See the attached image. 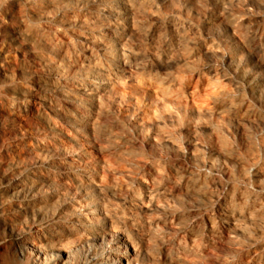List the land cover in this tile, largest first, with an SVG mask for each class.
I'll return each instance as SVG.
<instances>
[{
    "label": "rangeland",
    "instance_id": "rangeland-1",
    "mask_svg": "<svg viewBox=\"0 0 264 264\" xmlns=\"http://www.w3.org/2000/svg\"><path fill=\"white\" fill-rule=\"evenodd\" d=\"M16 2L0 0V114L14 121L0 117V159L12 160L44 116L53 131L40 138L43 160L55 181L33 221L12 195L19 166L0 172V264H34L4 228L13 216L22 217L16 229L42 221L62 234L49 245L75 264H264V182L255 177L264 106L247 89L264 86V0H131L133 9L121 0L113 6L125 30L91 45L94 59L79 44L87 6L72 9L79 18L68 26ZM38 56L65 73L44 78ZM99 69L112 83L99 105L62 103ZM77 152L95 164L83 191L62 181L59 165ZM99 230L112 235L110 248L76 242Z\"/></svg>",
    "mask_w": 264,
    "mask_h": 264
},
{
    "label": "bare ground",
    "instance_id": "bare-ground-1",
    "mask_svg": "<svg viewBox=\"0 0 264 264\" xmlns=\"http://www.w3.org/2000/svg\"><path fill=\"white\" fill-rule=\"evenodd\" d=\"M16 1L18 5H22L23 7H25L26 11L30 12L33 18L44 19V20H56L61 24L68 26L74 24L76 17L79 15L78 14L77 16H75L76 14L73 12L72 9L77 6H81L82 4H84L85 7L87 6L89 9L88 15L86 17H83L84 19L77 20L79 21V24L86 27L87 29V33L86 32L84 33L82 31L85 35L81 37L82 39L80 40L79 43L80 46L85 51H89L91 45H96V44L100 45L102 40L106 39V37H116L118 32L125 30L122 26H120L119 16L121 12L120 11L117 12L113 6L114 4L119 3L121 0H16ZM127 1H129L128 6L131 9H133L134 5L130 3L131 0H127ZM51 10L55 12L54 17L50 16ZM77 18H79V16ZM34 36L36 35L34 34ZM61 49L62 46L60 44V47H58L56 50L60 52ZM91 50L88 52V54L89 57L94 59ZM67 59L70 60V57L67 56ZM58 61L48 56H38L35 63L37 66L41 67V72L44 75L43 76L44 78L47 79L51 76V78L54 79V77L59 76L62 73H65L64 67L59 63H57ZM85 62L89 63V61H81L79 65L80 66L84 65ZM88 78L89 79L87 80L86 84L77 87L76 93L70 95L69 97H64L62 99V103L70 107H74V106L77 107L81 104L82 101L89 103L97 102L99 105L98 100L100 98L101 93L105 92L106 89L110 88L112 86V83L110 82V80H108L109 79L108 75L105 73L104 69L92 71ZM44 82H48V80ZM48 84L45 83L43 84L42 87L44 89L45 88L47 89V87H49ZM247 89L250 92L249 93L250 102L255 105L264 106V86L260 84L250 85L247 87ZM50 101L51 100H48L47 102L50 104ZM251 103L249 104L251 105ZM50 106L52 107V104H50ZM56 109L61 111L59 107L54 108L53 106L52 110L56 111ZM0 117L10 124H13L14 122L13 120L8 118V113L0 114ZM39 119L41 120V123H36L33 127L34 131L29 132L30 137L26 138L28 143L26 144L24 143V141H22L19 147L13 148V150L15 151V155L11 158L12 160L6 161L0 159V172L3 175H5V171L9 163L16 164L19 166V169L17 171L18 174L17 175L14 174L15 176L14 175L11 176V179L14 180V184H15L13 190H11L13 193L12 195L16 199H21V203L24 205L25 208L24 210L31 213V215L33 216V221L35 216L34 212H36V210L38 214L42 217L40 208L44 207L46 203L45 200L42 199V197H40V193L44 189L49 188L52 182L55 181L54 177L50 175L49 163L43 160V157L48 155L49 148L43 143V140L40 139L41 137H45L46 135H48L49 132L53 131L52 130L53 125L50 124V121L44 119V116H39ZM91 159H92L91 156L85 157V155L82 156L77 152L76 154L72 155L66 162L59 164L60 167L64 170L62 174L63 176L62 181L65 182L67 185L68 184L74 185V188L77 191L79 190L83 191L85 189L87 190V188L84 187L88 181L87 175L90 174L93 175L96 172L94 169L95 164L91 161ZM263 171L261 172L260 170L255 174V177L258 180V182L262 180H263L262 182H264ZM238 197L240 201L247 200V196L243 192L239 193ZM36 205H38V208ZM78 205L80 206L84 205V202L78 201ZM85 211L90 212L89 209H86ZM42 212L44 213L45 211ZM88 216L90 217V219H94L96 222H100L108 219L106 218L105 214L97 215L95 217L94 215L89 213ZM21 218L18 216H13V219L9 221H5L3 224L6 230H9L11 233L15 235V242L17 243V249L20 254V257L23 260L31 261L34 264H43L46 263V261H49L50 264L76 263V262L74 263V256L71 253L64 252V250L60 248H55L49 245L50 242L61 239L62 234H60L58 231L55 230L49 231L48 228L46 227V224L42 223V221L39 224L33 223L31 225H25V228L20 227L19 229H16V226L20 224L19 222L21 221ZM77 227H79L80 229L86 228L83 223H77ZM22 235L23 236L26 235L30 238L22 237ZM78 235L79 236H77L76 239H82V235L81 234ZM83 239H85V242L76 240V242H78V245H89L92 243L94 245L100 246L103 245L105 242H107L106 243L107 248H110V244L112 243L113 240L112 235L108 234V232H105L103 230H99L98 232H89L88 235H86L85 237L83 236ZM123 260H125L126 262V259ZM90 261L92 264H103L102 262H100V259H98L97 257H91Z\"/></svg>",
    "mask_w": 264,
    "mask_h": 264
}]
</instances>
